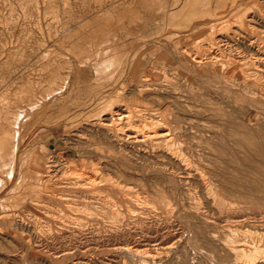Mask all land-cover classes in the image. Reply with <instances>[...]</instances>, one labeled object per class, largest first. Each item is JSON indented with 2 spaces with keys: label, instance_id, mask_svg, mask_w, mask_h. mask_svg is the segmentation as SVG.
Returning a JSON list of instances; mask_svg holds the SVG:
<instances>
[{
  "label": "rangeland",
  "instance_id": "rangeland-1",
  "mask_svg": "<svg viewBox=\"0 0 264 264\" xmlns=\"http://www.w3.org/2000/svg\"><path fill=\"white\" fill-rule=\"evenodd\" d=\"M79 1L0 0V138L18 149L10 180L0 153V264H248L231 230L264 236V188L254 179L242 210L232 203L229 160L242 151L223 114L236 103L253 118L236 137L261 141L264 85L245 76L264 73V0H158L156 23L142 0L141 32L130 49L109 42L110 54L126 53L100 74L79 60L118 27L75 42L76 22L106 4ZM121 106L140 139L171 135L133 143L111 122Z\"/></svg>",
  "mask_w": 264,
  "mask_h": 264
},
{
  "label": "bare ground",
  "instance_id": "bare-ground-1",
  "mask_svg": "<svg viewBox=\"0 0 264 264\" xmlns=\"http://www.w3.org/2000/svg\"><path fill=\"white\" fill-rule=\"evenodd\" d=\"M174 14H172V16H174ZM222 21V20H221ZM209 24V23H207ZM201 26V25H200ZM193 27V26H191ZM191 27L189 29H191ZM188 29V30H189ZM187 31V30H186ZM189 33V32H188ZM175 39V38H174ZM183 39V38H182ZM232 39V38H231ZM229 39V40H231ZM247 42L250 41V44L252 45V51H254L256 54H260L261 49H263V45L262 43H258V39L256 38H251L250 36L246 37ZM205 40V39H204ZM208 40V39H207ZM206 41V40H205ZM219 41V40H218ZM227 43H229L228 41H226ZM257 42L256 46L255 45ZM176 43V42H175ZM249 43V42H248ZM247 43V44H248ZM223 46V45H222ZM178 50V47H176ZM175 48V49H176ZM237 49V48H236ZM221 54V53H220ZM190 57L192 55H189ZM186 57V56H185ZM220 57V56H219ZM264 59V58H263ZM179 60V61H178ZM173 62L171 63H177L175 66H178V64H182L181 58H178L175 56V59L171 60ZM186 61V60H185ZM202 59L199 57H191L190 60H187L186 63H190V64H195V65H201L202 63ZM136 66V65H135ZM152 67V66H151ZM135 68V67H134ZM138 68V67H137ZM151 69V68H149ZM239 70V69H238ZM137 71V70H136ZM127 72V71H126ZM150 73V72H149ZM242 74V73H241ZM257 74V75H256ZM146 75H148L146 73ZM143 76V75H142ZM149 79H153L155 80V77H152V74H149ZM246 79H255L256 81H258L259 83L264 85V80L262 78H264V73L257 71L255 69L250 71L249 74H246ZM238 78V77H237ZM242 79V78H240ZM152 82V81H151ZM149 83V82H148ZM242 91V90H241ZM97 99V98H96ZM95 99V100H96ZM241 102V101H240ZM261 104V102L259 103ZM234 106H231V110H229L228 113L224 112L225 114L224 117L226 118L227 121V126L229 128V139H230V144L229 146H233V147H238L241 148L242 151V155L240 156L239 154H235L232 158H230L229 162L231 163V167L233 168V179L231 181V187H230V191L229 194L231 195V200L232 203H235L234 205H236V207L241 211L242 207L240 206L241 204H244L246 200L249 199V197L253 194L256 193V190L252 187V181L255 179L256 183L258 185H261L264 188V132L259 133V136H256L259 138V140H261L259 143H252L250 142L247 138H240L238 139L237 136V132L240 133L241 130L243 132H246L247 128L245 127L246 124H250L253 121V118H249L246 119L245 118V114L243 113V111L239 108V106H237L236 103H233ZM122 107V106H121ZM124 108V109H123ZM118 109V108H117ZM115 110V109H114ZM234 110H238V115L239 114H244L241 116H237V118L233 119V117H231V115L235 116V112H233ZM119 111H121L119 114L117 113V117L113 118L111 117V122H116L121 124L126 130L123 131V134L128 136V138L131 139V141L133 143H140L145 141V139L148 138H154L157 140H161L164 141V139L168 138L171 134L170 131L165 132V133H158L157 131H150L148 133H146L145 135V139H140L139 138V134L138 131L136 130V128L134 126L130 125V116L131 113L125 108L122 107ZM208 111V110H207ZM255 111V110H254ZM258 111V110H257ZM161 115V114H160ZM164 117V116H163ZM166 118V117H164ZM165 122V121H164ZM109 126V125H108ZM129 127V128H128ZM123 128V129H124ZM255 129V128H254ZM145 131V130H144ZM143 131V132H144ZM126 132H129L126 133ZM252 132V131H251ZM4 133V132H3ZM248 133V132H247ZM250 134V133H249ZM251 135V134H250ZM148 137V138H147ZM246 137V136H245ZM173 138V137H172ZM1 140V138H0ZM258 140V139H257ZM2 141V145H3V149H0V153L5 152V157H2L3 163H4V167L6 169H8V171L6 172V179H11L13 176V166L15 163V156H16V150L17 149V143L15 141L11 142L12 144H10V142H8L6 140V138L4 137ZM167 141V140H165ZM257 142V141H256ZM173 150V149H172ZM233 150V148H232ZM237 150V149H236ZM240 150H238L239 152ZM234 152V151H233ZM33 154V152L31 153V155ZM179 155V154H178ZM34 155H32L33 157ZM182 157V156H181ZM188 157V156H187ZM185 161V160H184ZM225 161V159H224ZM228 161V160H227ZM4 173V172H3ZM0 170V174H3ZM21 173V172H20ZM22 174V173H21ZM75 179V178H74ZM91 180V179H90ZM93 180V179H92ZM8 180L5 179H1L0 177V183L3 186L4 182H7ZM81 182V181H80ZM86 182V181H85ZM32 184V183H31ZM93 184V183H92ZM33 185V184H32ZM44 185V184H42ZM7 186V185H6ZM20 187H22V184L16 183V186L14 187V189H19ZM70 187V186H69ZM213 189V188H212ZM22 190V189H21ZM220 191V190H219ZM258 191H262L264 193V190L258 189ZM221 193V192H220ZM51 194V193H50ZM62 195V194H61ZM12 196V195H11ZM68 196V195H67ZM212 196V195H211ZM11 198V197H10ZM46 198V197H45ZM53 198V197H52ZM64 198V197H63ZM107 201V200H106ZM66 202V201H65ZM70 202V201H69ZM104 202V201H103ZM52 203V202H51ZM106 203V202H105ZM104 203V204H105ZM220 203V202H219ZM231 203V202H228ZM53 204V203H52ZM73 204V203H72ZM82 204V203H81ZM83 204L85 205V203L83 202ZM106 205V204H105ZM223 205V202L221 204V206ZM229 205V204H227ZM233 205V206H234ZM19 206V205H18ZM37 206V205H36ZM43 206H45L43 204ZM76 206V205H75ZM111 206V205H110ZM231 206V205H230ZM59 207V206H58ZM112 207V206H111ZM224 207V206H223ZM227 208V206H225ZM45 208V207H43ZM42 208V209H43ZM50 208V207H48ZM114 208V206H113ZM233 208V207H231ZM235 208V206H234ZM85 210L92 211V208L90 209V207L85 206L84 207ZM244 209V207H243ZM252 209V207H251ZM50 210V209H49ZM103 210V209H102ZM221 210V209H218ZM45 211V210H44ZM55 211V210H54ZM95 211V210H94ZM234 211V210H233ZM253 211V209H252ZM51 212V211H50ZM56 212V211H55ZM63 212V211H62ZM116 212V211H115ZM263 212V211H262ZM48 213V212H47ZM58 214V213H57ZM66 215V214H65ZM51 216V215H50ZM219 217V216H218ZM243 217V215H242ZM221 218V217H220ZM64 219V218H63ZM78 224V223H77ZM239 227V226H238ZM233 232H235L236 234H238L239 232H241L240 234L245 238L244 240H242V242H244L243 245H236V246H232L231 248L234 250L235 252V257L238 260H242L247 262L248 264H254L255 261L257 259H264V236L261 237H257L254 234H256L254 231L249 230V229H245L244 231L241 230H231ZM216 233V232H215ZM231 235V234H230ZM217 236V235H216ZM209 239V238H208ZM207 239V240H208ZM214 239V238H213ZM230 240L233 239H239L238 235L237 236H229ZM236 242H240V241H236ZM163 246V245H162ZM198 247V246H196ZM163 248V247H162ZM164 249V248H163ZM218 257V256H217ZM220 259V258H219ZM244 262V263H245ZM257 264V263H256Z\"/></svg>",
  "mask_w": 264,
  "mask_h": 264
},
{
  "label": "crops",
  "instance_id": "crops-1",
  "mask_svg": "<svg viewBox=\"0 0 264 264\" xmlns=\"http://www.w3.org/2000/svg\"><path fill=\"white\" fill-rule=\"evenodd\" d=\"M64 1L65 3H69V5L66 4L67 6L74 7V5H72V2H74V0H62V2ZM75 1H77V3L81 2L79 0ZM105 2V5L95 7L97 11L94 10V13H88L89 15L85 18L88 19L87 21L76 22L78 27L72 28L68 32L70 35L69 37L74 36L73 40L75 39V42L81 43L85 40H88V37L86 35L84 36V34H87V32L96 30L102 31L105 29L103 27H108L111 29V26H115V24L118 27L117 30H114L113 32L109 30L108 34H106L104 37H101L100 39H97L99 41L97 43H95L96 39L93 38L95 42L90 47L93 51L84 58V61L79 60L80 63L85 62L87 64L89 62L88 64H91V67H89V71L95 74L103 73L106 70L105 68L109 67L110 63H113L115 59H119L125 56L126 52H124L123 55L118 53L117 56L119 57H117L115 54H110V48L106 49L110 41L119 42L120 44L118 43L117 48L120 47L130 49L131 41L129 42V40H134L141 32L140 30L143 10L142 0H105ZM157 2L158 0H146L148 9L150 10L148 19L150 21L152 20V22L153 20L156 21L157 15L159 13L157 12ZM61 7H64V5L62 4ZM185 7L187 8V6L183 5L184 11L186 9ZM178 8L180 9L181 6L174 8L175 10H173V13H175L174 18L171 20V25L173 26V28L181 27V25L184 24V22L177 17L179 16L178 12H176ZM152 22L150 24H152ZM119 25H122L123 27H120ZM77 29L80 30L83 36L80 35L81 33L78 32ZM85 30L87 31L86 33ZM90 40L92 41V39ZM94 49L96 53L94 52ZM113 57H115V59ZM75 70L77 72H82L80 68H76ZM136 70L137 69H134L133 72H135ZM90 83L93 84L90 87L97 88L101 86L99 79H96V77H93L90 80ZM80 87L84 86L82 85Z\"/></svg>",
  "mask_w": 264,
  "mask_h": 264
}]
</instances>
